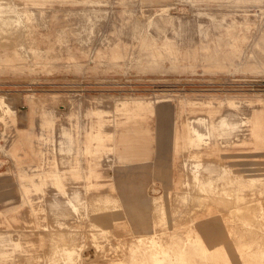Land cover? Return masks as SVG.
<instances>
[{"label":"rangeland","instance_id":"374dc122","mask_svg":"<svg viewBox=\"0 0 264 264\" xmlns=\"http://www.w3.org/2000/svg\"><path fill=\"white\" fill-rule=\"evenodd\" d=\"M0 2L33 11L18 29L0 23V264H226L203 257L217 239L183 246L174 233L189 229L172 231L173 210L186 221L204 205L217 221L239 207L229 218L264 237V151L252 150L264 136V0ZM230 116L234 130L219 122ZM145 238L150 255L135 244ZM255 256L264 264V248Z\"/></svg>","mask_w":264,"mask_h":264},{"label":"crops","instance_id":"0c3cea01","mask_svg":"<svg viewBox=\"0 0 264 264\" xmlns=\"http://www.w3.org/2000/svg\"><path fill=\"white\" fill-rule=\"evenodd\" d=\"M258 139H260L262 142L260 143L262 146H257L255 148H253L252 150L259 153L261 151H264V136H261V137H257ZM233 149V148H232ZM216 150V148H214L213 152ZM213 165V164H212ZM215 166V165H213ZM218 170H223L225 169V167H218ZM228 170H230L232 172V174L236 177H240V178H245L247 177L248 180H250L251 182H254V181H259L257 177V175H252V174H246V172H240V171H236L235 169H233V166H229L227 167ZM184 169V168H183ZM188 169H184V171L186 172V175L183 176V173H181L178 177L176 178H179L181 176L185 177L186 180L188 181V176H189V173L187 171ZM203 173V172H202ZM264 177V176H262ZM256 184V183H255ZM262 186L264 185V182L261 184ZM241 186V185H240ZM175 188H178L179 190L181 189L180 187L178 186H174ZM239 185H237L236 187H233V188H238ZM185 188V187H184ZM232 189V188H231ZM178 194V197H180L182 199V207L185 206V203H188L190 198L189 197H186L184 198L185 194L187 195V192H184V193H177ZM254 196V194H252ZM189 196V194H188ZM245 196V197H244ZM239 200L240 199H245V200H240V201H244L245 205L247 206V204L249 205V201L248 200V195L247 194H237L236 196ZM254 200V199H253ZM160 201V200H159ZM163 201V200H162ZM153 203V202H152ZM252 203V202H251ZM216 205H214V213H209L206 209L207 205H204V211L202 212H199L198 214L195 215L194 218H187V220L183 221V219H186V217L189 215L190 216V213L185 214V212L180 208V209H177V211L173 210L172 211V218L176 219L177 220V225L178 227L172 231H178V230H184L185 228L189 229L188 233H186V230L185 231H182L181 233H174V234H179L182 236L183 238V246L185 245L186 241H187V238L189 237H197L199 236L200 239L206 244L209 246L210 248V245L209 243L207 242V240L204 238V236L202 235V233H205L208 237L209 240H212V239H217L219 244L212 247L211 248V251L209 253H204L203 257L206 258V255H218L221 260L225 261L226 264H234V261H233V257L224 249V243H225V238L226 239H229V238H233L234 240L236 239L237 243H236V247H237V254L239 256V260L242 261L244 264H254V260H255V255H257V251L260 249V248H264V243L262 242V239L264 238H261L260 240H256L254 235H253V232H254V228H250V229H245L243 228L242 226L239 225L238 223V219H230L229 217H231V213L234 212V210L236 208H239V207H235V208H232V210L227 213L225 212L222 217L220 218L221 220L217 221V216L219 213H221L220 209H216L215 207ZM240 207H243V206H240ZM163 208V206H162ZM186 216V217H185ZM188 216V217H189ZM165 217H167L166 219H168V214L165 215ZM229 218V219H228ZM199 219H207L209 221V223H206L204 225H198L199 223ZM220 222V225L222 226H219L217 225L218 223ZM260 224H262V221L259 222ZM234 224V225H233ZM237 225H239V229H237L238 227H236ZM247 237H250V241L249 242L247 241ZM243 247V246H246V250L244 253H241L240 252V249L239 247ZM193 247L198 249L199 247V243L195 242L193 243ZM251 249V250H249ZM201 251H203L202 249H200ZM199 250V251H200ZM195 256L196 257V254L195 253H191L188 255L189 256ZM226 255H228V257H226ZM185 256V255H184ZM187 256V254H186ZM199 258V257H197ZM260 262L264 261V257L263 258H260L259 260Z\"/></svg>","mask_w":264,"mask_h":264},{"label":"bare ground","instance_id":"6f19581e","mask_svg":"<svg viewBox=\"0 0 264 264\" xmlns=\"http://www.w3.org/2000/svg\"><path fill=\"white\" fill-rule=\"evenodd\" d=\"M9 2H10V0H8ZM90 4V3H89ZM88 4V5H89ZM95 4V3H94ZM4 4H2V2H0V23H11L10 25H12V24H15L16 26V28H17V26H20L23 22L24 23H30V17L31 16H33V11L32 10H30V9H27V11H25V12H20V11H17V10H15L14 9V7H7V6H3ZM34 16H36V15H34ZM93 17V16H92ZM35 19V18H34ZM37 21V20H36ZM88 22H90V21H88ZM34 22L32 21V24H33ZM92 23V22H91ZM4 25H6V24H4ZM31 25V24H30ZM29 25V26H30ZM24 26V25H23ZM9 27V26H8ZM12 27H14V26H12ZM25 27H27V26H25ZM1 28V27H0ZM19 28V27H18ZM17 28V29H18ZM3 29V28H2ZM2 29H0V30H2ZM9 30V29H8ZM15 31H17L16 29H14ZM88 30H89V32L90 31H92L93 30V28H92V26H90L89 25V27H88ZM10 31V30H9ZM15 31H14V35H15ZM19 31V30H18ZM24 32H25V30H23ZM28 33H29V31L28 30H26ZM7 32V31H6ZM24 32H21L22 34L24 33ZM31 32V31H30ZM1 33H4V29H3V31H1ZM0 33V37H1V35H5V34H1ZM10 33L11 32H9V35H10ZM20 34V33H19ZM31 34V33H30ZM11 35H13V32L11 33ZM17 35V34H16ZM26 35V34H25ZM22 36H24V35H22ZM3 37V36H2ZM4 37H7L6 35L4 36ZM9 37V36H8ZM22 38V37H21ZM24 38V37H23ZM25 38H27V37H25ZM1 39V38H0ZM4 39V38H3ZM120 104V103H119ZM122 104V103H121ZM120 104V105H121ZM243 105V104H242ZM116 106H118V105H116ZM123 106V105H122ZM229 106H231V107H233V104L232 103H229ZM194 120V119H193ZM205 120H199V121H197L196 122V127L194 128V130H191V134L193 135V136H197V135H199V134H201L202 132L200 131V129H203V128H205ZM219 122H221L222 124H225L226 126H225V128L226 127H228V128H230V129H235L236 127L238 128V122L236 121V120H233V117H222V118H220V120H219ZM192 169V168H191ZM199 185H200V183H199ZM196 187H199L197 184H196ZM54 207H59L60 205L62 206V204H60V203H58V202H55L54 204ZM67 206H68V208L71 210V211H76L77 210V208H76V206H74L73 204H71L70 203V201H69V204H67ZM66 206V207H67ZM55 213V212H54ZM238 214H240V218H245V215H244V213L242 212V211H238ZM85 215H87V214H85ZM89 218H90V216H89ZM112 221H115V220H113V219H111ZM240 220H242V219H240ZM96 225V224H95ZM97 226V225H96ZM92 227H94L93 225H92ZM97 231V230H96ZM100 232H102V231H100ZM103 233V232H102ZM96 236H98L97 234H95ZM95 235H92V237L93 236H95ZM101 236V235H100ZM174 241H177V236L176 235H174ZM162 242V241H161ZM135 244H137L138 246H141V247H143L145 250H146V253L148 254V255H150L151 253H153L154 252V250H155V247H156V245H157V242L152 238V239H143V240H141V239H137L136 240V242H135ZM167 244V243H166ZM158 247V246H157ZM67 249L68 250H70V247H67ZM89 255V254H88ZM88 255H87V257H88ZM50 261V260H49ZM76 259L74 258V257H72V258H70V259H68V258H65V257H61V256H59V258H58V263L57 264H76ZM51 262V261H50ZM141 263H143V264H151L152 262L150 261V260H148V259H146V261L145 260H142L141 261ZM50 264H55V263H50Z\"/></svg>","mask_w":264,"mask_h":264}]
</instances>
